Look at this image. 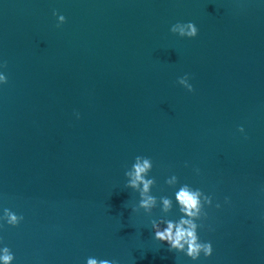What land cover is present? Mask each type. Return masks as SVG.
<instances>
[{"label":"water","instance_id":"obj_1","mask_svg":"<svg viewBox=\"0 0 264 264\" xmlns=\"http://www.w3.org/2000/svg\"><path fill=\"white\" fill-rule=\"evenodd\" d=\"M189 20L195 37L169 31ZM0 59V206L24 217L0 228L13 264H264L259 0H0ZM137 154L153 194L175 173L221 204L200 230L210 257L169 251L132 211L123 172Z\"/></svg>","mask_w":264,"mask_h":264},{"label":"clouds","instance_id":"obj_2","mask_svg":"<svg viewBox=\"0 0 264 264\" xmlns=\"http://www.w3.org/2000/svg\"><path fill=\"white\" fill-rule=\"evenodd\" d=\"M259 2L264 4V0ZM52 15L56 17L57 27L65 22V16L55 9ZM169 31L180 37L192 38L197 35L198 28L190 20L177 21L170 25ZM5 67L6 61L0 59V85L8 80ZM177 83L189 92L193 90L187 73L177 77ZM74 116L79 119L80 113L74 111ZM237 131L244 133V126L238 125ZM152 168L153 161L150 157L137 154L124 169V187L132 189L137 194L135 204L131 206L132 211L143 210L148 216V226L151 227L153 240L166 243L169 251L182 253L193 262L199 261L201 256L210 257L213 253L212 241L202 240L200 230H214L212 225L204 223L208 217L207 208H220L221 204L213 203L212 194L206 193L200 187L180 182L175 173L165 176L163 180L164 185L170 189V194L159 196L153 194L156 178L149 174ZM193 172L199 175L200 169L194 167ZM224 202L228 203L229 198L225 197ZM155 208L159 209L157 215H153ZM23 219V215L17 214L8 207L0 206V228L5 224L15 227ZM14 260V252L0 239V264H13ZM84 264H119V261L90 255L85 258Z\"/></svg>","mask_w":264,"mask_h":264}]
</instances>
